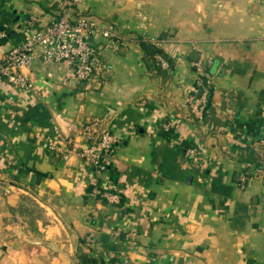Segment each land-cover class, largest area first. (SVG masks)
<instances>
[{
    "label": "crops",
    "instance_id": "obj_1",
    "mask_svg": "<svg viewBox=\"0 0 264 264\" xmlns=\"http://www.w3.org/2000/svg\"><path fill=\"white\" fill-rule=\"evenodd\" d=\"M76 11L113 25L118 47L99 46L110 68L79 83L36 53L24 69L33 95L0 78V264H63L15 228L67 242L72 264L78 252L88 264H264V0H82ZM57 13L54 0H0V56L31 15L36 27ZM200 75L212 89L197 120L182 103ZM95 123L119 139L100 183L120 204L88 190L79 133Z\"/></svg>",
    "mask_w": 264,
    "mask_h": 264
},
{
    "label": "built area",
    "instance_id": "obj_2",
    "mask_svg": "<svg viewBox=\"0 0 264 264\" xmlns=\"http://www.w3.org/2000/svg\"><path fill=\"white\" fill-rule=\"evenodd\" d=\"M58 13L47 19L40 26H33L37 21L35 15L28 20L25 34L17 45L10 47L0 56V78L11 88L22 93L33 95L34 84L24 72L33 60L34 54H39L45 62H66L72 67L73 77L79 83L88 84L98 67L110 68V65L102 63L99 46L103 43L118 47L117 36L113 25L102 26L87 15L76 11L77 5L82 0H54ZM3 36L0 33V38ZM152 43L160 44L158 39H150ZM156 60L163 68L169 67V61L160 53L156 54ZM199 62L196 68H201ZM192 93L182 105L189 108L191 116L201 120L205 111L207 94L209 92L210 80L205 77L203 81L196 77ZM95 124L81 125L80 136L87 142L78 150L83 162L90 167V177L87 184L94 197L104 199L107 203L117 204L120 202V195L115 191L103 188L100 179L107 169V160L118 142V136L109 129H99ZM55 132L59 138L69 145L73 144V137L64 135L58 125H54ZM264 142V137L260 139ZM44 146L50 150H57L56 144L48 139ZM63 154V158L68 157ZM188 156H194L192 148L186 149ZM255 170L264 174V163L255 167ZM122 229L115 227L112 234L118 238ZM86 240L94 242L92 235Z\"/></svg>",
    "mask_w": 264,
    "mask_h": 264
},
{
    "label": "water",
    "instance_id": "obj_3",
    "mask_svg": "<svg viewBox=\"0 0 264 264\" xmlns=\"http://www.w3.org/2000/svg\"><path fill=\"white\" fill-rule=\"evenodd\" d=\"M15 233H16L17 237H19L20 239H22L25 242L34 243V244H42V245H45L46 247L52 249L53 251L57 252L59 255L62 256L63 264H72V260H71L72 255H71V252H70V249H69L67 242L64 241L63 243L58 244V243L51 241V240L28 238V237H25L16 228H15Z\"/></svg>",
    "mask_w": 264,
    "mask_h": 264
},
{
    "label": "trees",
    "instance_id": "obj_4",
    "mask_svg": "<svg viewBox=\"0 0 264 264\" xmlns=\"http://www.w3.org/2000/svg\"><path fill=\"white\" fill-rule=\"evenodd\" d=\"M159 50H157V53H159L158 52ZM161 54V53H160ZM162 55V54H161ZM198 77H200L203 81L205 80V77L204 76H198ZM211 89H212V85H209V91H211ZM89 185H88V190H89ZM104 202H106L104 199H102ZM111 204V203H110ZM120 204V203H119ZM77 258H78V261L81 263V264H88L89 263V257L88 256H86L85 254H83V253H81V252H78L77 253Z\"/></svg>",
    "mask_w": 264,
    "mask_h": 264
}]
</instances>
